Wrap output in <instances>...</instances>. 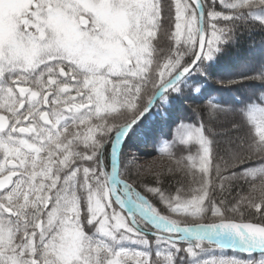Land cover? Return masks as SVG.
<instances>
[{"label":"snow or ice","instance_id":"6c2138e0","mask_svg":"<svg viewBox=\"0 0 264 264\" xmlns=\"http://www.w3.org/2000/svg\"><path fill=\"white\" fill-rule=\"evenodd\" d=\"M257 8L264 0H0V264H183L181 253L264 264L224 255L229 244L264 253V107L218 140L212 122L227 110L210 102L207 124L164 145V171L115 149L111 168L102 159Z\"/></svg>","mask_w":264,"mask_h":264},{"label":"trees","instance_id":"16d2710c","mask_svg":"<svg viewBox=\"0 0 264 264\" xmlns=\"http://www.w3.org/2000/svg\"><path fill=\"white\" fill-rule=\"evenodd\" d=\"M257 16H264V9L257 8L231 23L232 30L220 44V51L215 53L212 60L203 61L202 69L192 71L181 84L180 91L169 92L156 103L151 112L132 128L121 154L146 156L149 161L160 164V169L153 170L164 171L171 164L163 151L164 145L172 143L181 125L198 127L202 122L207 124L210 102L227 110L218 121L212 122L218 140L225 135H236L232 124L240 119L242 111L254 105L264 107V22ZM189 59L190 56H185L186 61ZM195 88H199V92ZM154 91L149 89L145 93V100ZM247 127L251 128L252 125ZM111 146L105 145L102 156L109 168ZM190 147L191 154L195 155L198 145L193 143ZM172 150L175 151V148ZM148 166L152 167L150 164ZM131 175L135 177L134 172ZM145 179L150 180L151 177L146 176ZM174 188L175 182L170 188L172 194H175ZM148 238L154 241V236L149 234ZM224 255L252 261L264 258V254L245 255L230 250H225ZM181 257L183 264H191L186 254L181 253Z\"/></svg>","mask_w":264,"mask_h":264},{"label":"water","instance_id":"95a60500","mask_svg":"<svg viewBox=\"0 0 264 264\" xmlns=\"http://www.w3.org/2000/svg\"><path fill=\"white\" fill-rule=\"evenodd\" d=\"M161 98H162V97H158V98L154 99L153 103L149 106L148 110H146V111L143 113L142 118H140V119L138 120V122H137L135 125H137L139 122H141V121H142V120H143V119H144V118H145V117L151 112V110L154 108V106L156 105V103H157ZM135 125H134V126H135ZM134 126H133L132 128H134ZM132 128H131V130H132ZM131 130H130V131H131ZM130 131L125 130L124 135L121 136V138H120V141H119V144H118L117 149H115V152H116V160H117V161L119 160L120 151H121V149H122V147H123V144H124L125 140L127 139L128 135H129ZM235 250L238 251V252L244 253V254H250V253H248V252H246V251H244V250H239V249H235ZM251 254H264V253H262V252H260V251H256V252H253V253H251Z\"/></svg>","mask_w":264,"mask_h":264},{"label":"rangeland","instance_id":"374dc122","mask_svg":"<svg viewBox=\"0 0 264 264\" xmlns=\"http://www.w3.org/2000/svg\"><path fill=\"white\" fill-rule=\"evenodd\" d=\"M113 144V143H112ZM112 147V146H111ZM137 158V163L139 164H150L152 165V169L153 168H157V169H160V164H157V162H153V161H149L148 158L145 156V157H141V156H135ZM147 158V159H146ZM154 235V234H153Z\"/></svg>","mask_w":264,"mask_h":264},{"label":"bare ground","instance_id":"6f19581e","mask_svg":"<svg viewBox=\"0 0 264 264\" xmlns=\"http://www.w3.org/2000/svg\"><path fill=\"white\" fill-rule=\"evenodd\" d=\"M118 144L119 143H116L115 149H117ZM226 248H233V249H240V250H242V248L239 245H232V244H229L228 246H226Z\"/></svg>","mask_w":264,"mask_h":264}]
</instances>
